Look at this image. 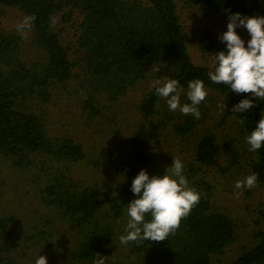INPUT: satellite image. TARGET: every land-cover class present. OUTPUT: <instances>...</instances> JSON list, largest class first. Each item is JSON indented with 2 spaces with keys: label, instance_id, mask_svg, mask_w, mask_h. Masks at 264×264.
Masks as SVG:
<instances>
[{
  "label": "trees",
  "instance_id": "obj_1",
  "mask_svg": "<svg viewBox=\"0 0 264 264\" xmlns=\"http://www.w3.org/2000/svg\"><path fill=\"white\" fill-rule=\"evenodd\" d=\"M0 7L17 10L23 17L36 16L28 33V48L23 51V38L0 28V160H7L12 168L46 174L40 198L57 211L61 223L59 228L53 227L55 233L67 239V222L77 229L94 223L90 232L63 244L71 262L91 264L95 254L104 257L111 252L115 222L136 198L130 191L132 180L141 170L148 175L153 171V148L160 150L156 136L169 124L176 135H195L191 162L184 175L199 193V203L166 241H145L139 246L130 242L128 260L122 264H214V258L231 245L235 224L212 203V185L206 177L210 168L221 179L231 177L233 169L244 170L247 175L258 174L255 188L264 186V146L249 152L245 143V137L264 117V101L255 98V107L248 112H231L234 105L251 98V94H235L226 85L214 84L208 79V69L192 62L178 7H205L228 21V16L235 13L264 16V0H0ZM50 17L57 19L51 27ZM68 25L75 31L69 43L64 36ZM199 41V50L204 54L226 48L219 49V38L207 30L200 33ZM156 68L157 79H176L183 90H187L188 81L200 79L207 92L216 96L201 103V117L195 119L169 111L165 99L151 89L139 103L140 120L131 134L123 137L120 131H112L117 116L108 122L101 101H117ZM223 99L225 112L217 117L210 112L208 102L222 103ZM70 101L83 111L81 117L85 114L78 125L96 128L98 133L109 130L114 139L108 146L92 148L95 158L87 165L99 174L94 175L92 183L69 176L60 168L65 163L87 159L83 141L67 131L51 136L45 114L38 107L50 103L69 107ZM156 116L160 120L151 121ZM227 118H233L238 130L233 141L240 152L231 153L221 166L217 164L220 145L215 129ZM240 119L245 120L243 125L238 123ZM60 120L64 121L61 127H70L67 116L60 114L54 122ZM94 135L89 134L90 138ZM113 199L112 213L102 216L99 211ZM263 203L264 200L256 206L258 216L250 210V215L255 216L251 246L231 264L264 263ZM14 223L13 216L0 217V264H15L17 255L24 257L25 250L19 249V234L12 230ZM38 235L51 239L44 231Z\"/></svg>",
  "mask_w": 264,
  "mask_h": 264
},
{
  "label": "rangeland",
  "instance_id": "obj_2",
  "mask_svg": "<svg viewBox=\"0 0 264 264\" xmlns=\"http://www.w3.org/2000/svg\"><path fill=\"white\" fill-rule=\"evenodd\" d=\"M178 9L184 28L186 45L192 62L196 65L206 67L208 72L213 71L215 60L211 55H215L220 51L226 52V48L223 49L225 44L220 42L219 49L223 50L204 54L199 50V36L203 30H207L219 38L227 31L228 21L214 15L205 7H190L183 9L178 7ZM22 18V14L17 10L0 7V28H3L5 31L18 33L16 31V25ZM65 30H67V33L64 35L65 40L69 43L71 42V38L74 39V27L68 25ZM236 33L245 41V47H247V41L250 39L247 30L244 28H237ZM28 36L29 34L27 38H23L22 40V51L23 48H28ZM150 74L151 76L145 81L129 89L117 101L109 102L106 101V99L101 101L103 107H105L102 113L108 122L109 118H114L115 115L117 116V124L111 125L113 128L112 131H120L119 133H121L123 137L130 135L137 121L140 120L138 111L139 103L144 94L151 90L150 85L157 79L156 75L158 74V70L155 72L154 69ZM206 90L209 91L208 89ZM186 92L187 90L181 91L180 99L182 104L188 101ZM212 96L213 94H211V92L208 93L206 97L207 100ZM216 98L218 99V97ZM56 102H59V100H56ZM217 102L216 100H210L208 105L210 107V112L220 117L222 113L217 105L221 102H218V104ZM58 104H38L40 108L39 111L45 114L44 118L47 131L51 136L60 135L65 131H67L69 135H77L79 141H83V148L87 153L86 160L69 163V165L65 163L64 165H60V168H62L64 172L66 170V174L69 176L72 175L80 178L83 182L92 183L94 181V175H99L95 171H91L90 166L87 165L89 161L95 158L96 151L92 148L97 149L101 145L108 146L111 140L113 141L114 139L109 130L98 133L99 130L96 128L78 125L79 121L82 123L85 114L81 117L83 111L76 106L75 101H70L69 107ZM60 114L68 117L71 124L70 127H61L60 123L64 122L63 120H65V118L58 122H54ZM156 118H158V116L151 121L155 122L156 120H160ZM218 119L219 118H217L216 121H218ZM215 132L219 137L218 143L220 145L217 164L224 166L225 158H228L231 153L234 154L236 151L240 152L237 147L238 145L233 141V138L238 135V130L233 118L225 119L223 124L218 127V129H215ZM90 133L96 135L90 138ZM165 139L167 140L165 141ZM194 139L195 135L190 133H186L184 136L176 135L171 130V125L169 124L164 130H160L156 136V140L158 141L157 147H160V150L153 148L152 164H150L153 171L149 174V177L151 178L154 175L162 176L166 167L171 166L172 159H180L182 161L185 174L186 167L188 163L191 162L189 156L192 154L191 148ZM93 141H95V145L92 144ZM153 143H155V141H153ZM209 172L210 174H208L206 180L212 185V203L215 204L216 209L221 213L228 215L235 224V232L231 245L224 250L222 255L216 256L213 263L231 264L239 255L247 251L252 244V233L255 231L254 226H252V217L255 218V216L250 215V210L258 216L256 214L258 210L256 206L260 201L264 200V186L255 189H245L243 195L240 196L239 199H235V182L248 176L247 173L244 170L233 169V171L230 172L231 177L228 179H221L216 175L214 176L215 171L212 168L209 169ZM237 174H240V176H237ZM38 175L34 170L28 172L22 168H12L7 160H0V217L13 216L15 218L12 230L19 234V249H21V251L25 250L24 257L19 255L16 256L19 258L16 259L15 264H34L39 256L46 257L47 264H73L71 262V257L65 252L63 244L67 243L68 239L72 242L76 237L79 238V236H83L90 232L94 223L77 229L72 222H67L66 228L65 226L62 227L63 229L65 228V233L68 236L67 239L55 233L54 228H59L61 222H59L56 209L51 206H46L41 202L40 186L42 181L46 180V174ZM190 185L191 183L189 182V187ZM247 190L249 193L246 194ZM137 198L136 196L135 199ZM113 202L114 199L109 204L106 203L99 213H101L102 216L112 213L111 204ZM126 209L127 208L124 209L122 218L120 217L115 222V243L113 248H111V252L104 256L105 264H122V261L126 263V260H128V251L130 248L128 245L122 246L118 239L120 235L125 234L124 230L128 221ZM101 220L105 221L106 219L101 217ZM40 231L49 233L51 239L49 240L43 235H38ZM46 240H48V242ZM53 243H56V245Z\"/></svg>",
  "mask_w": 264,
  "mask_h": 264
},
{
  "label": "clouds",
  "instance_id": "obj_3",
  "mask_svg": "<svg viewBox=\"0 0 264 264\" xmlns=\"http://www.w3.org/2000/svg\"><path fill=\"white\" fill-rule=\"evenodd\" d=\"M35 20L34 14L26 15L16 25L21 38H27ZM56 22V18L50 17V27ZM237 28L247 30L250 36L247 47L245 41L237 35ZM219 40L225 44L227 51L211 55L215 64L214 70L208 73V79L214 84L228 86L230 92L235 94H251V98L242 99L231 109L232 113H246L255 107V98L264 101V16L248 17L239 13L229 15L227 31ZM157 70L158 68L155 72ZM150 89H154L158 97L165 99L169 111H179L182 115L200 119L199 106L208 95L202 80L188 81L186 97L190 103H181L183 89L176 79L167 76L156 79ZM224 99L217 105L221 113L226 108ZM238 123L243 125L245 120L240 119ZM245 143L249 152H257L264 146V117L257 121L254 130L245 137ZM257 180V173L237 180L234 198L239 199L245 189L255 188ZM130 191L138 198L127 204L125 234L118 237L122 246H127L130 242L139 246L145 241H166L169 236L175 235L181 221L189 216L200 200L199 193L189 187L180 159H172L171 166L166 167L162 176L154 175L150 178L145 170H141L132 180ZM35 264H47V258L39 256ZM92 264H105V257L95 254Z\"/></svg>",
  "mask_w": 264,
  "mask_h": 264
}]
</instances>
